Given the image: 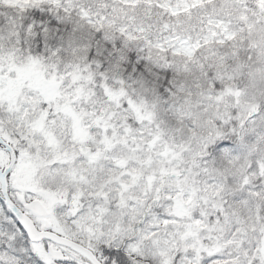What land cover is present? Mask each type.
Wrapping results in <instances>:
<instances>
[{
	"label": "snow or ice",
	"instance_id": "1",
	"mask_svg": "<svg viewBox=\"0 0 264 264\" xmlns=\"http://www.w3.org/2000/svg\"><path fill=\"white\" fill-rule=\"evenodd\" d=\"M0 264H264V0H0Z\"/></svg>",
	"mask_w": 264,
	"mask_h": 264
}]
</instances>
